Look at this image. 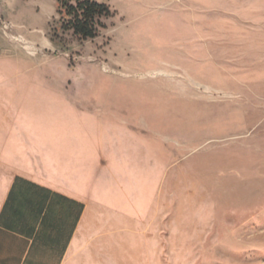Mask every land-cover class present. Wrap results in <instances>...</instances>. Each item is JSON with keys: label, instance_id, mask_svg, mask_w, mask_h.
Segmentation results:
<instances>
[{"label": "rangeland", "instance_id": "obj_1", "mask_svg": "<svg viewBox=\"0 0 264 264\" xmlns=\"http://www.w3.org/2000/svg\"><path fill=\"white\" fill-rule=\"evenodd\" d=\"M98 1L84 41L57 0H0V136L86 126L92 96L108 144L140 149L112 167L147 216L118 264H264V0ZM15 152L0 175L32 172Z\"/></svg>", "mask_w": 264, "mask_h": 264}, {"label": "crops", "instance_id": "obj_2", "mask_svg": "<svg viewBox=\"0 0 264 264\" xmlns=\"http://www.w3.org/2000/svg\"><path fill=\"white\" fill-rule=\"evenodd\" d=\"M3 32L0 25V40ZM79 102L86 126L30 125L5 142L0 136V147L32 171L0 175V264H118L119 248L144 231V207L112 175L134 165L140 149L108 144L99 100Z\"/></svg>", "mask_w": 264, "mask_h": 264}, {"label": "trees", "instance_id": "obj_3", "mask_svg": "<svg viewBox=\"0 0 264 264\" xmlns=\"http://www.w3.org/2000/svg\"><path fill=\"white\" fill-rule=\"evenodd\" d=\"M59 14L65 16L62 23L64 32H73L80 40L96 39L105 28L103 18L110 17L109 5L98 0H57Z\"/></svg>", "mask_w": 264, "mask_h": 264}]
</instances>
